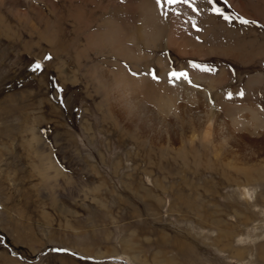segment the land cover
Masks as SVG:
<instances>
[{
	"label": "rangeland",
	"instance_id": "374dc122",
	"mask_svg": "<svg viewBox=\"0 0 264 264\" xmlns=\"http://www.w3.org/2000/svg\"><path fill=\"white\" fill-rule=\"evenodd\" d=\"M141 6L156 12L158 30L172 29L179 41L184 35L210 50L182 53L163 38L157 47L145 46L155 57L149 68L106 57L144 74L162 76L154 60L162 58L168 72L187 70L191 80L220 77L212 93L231 92L264 109V0L221 3L257 22L248 25L206 11V0H197L199 15L176 6L179 16H164L155 0H0V264H264V164L248 178L227 179L212 172L214 154L196 139L164 165L157 153V166L146 164L145 144L143 158L133 161L131 138L110 135L84 72H76V81L58 74L63 56L42 36L56 35L71 51L78 44L81 54L102 62L104 56L87 49L88 28L96 30L101 18L131 26ZM190 61L215 71L191 68ZM36 62L42 69L34 72ZM240 90L244 95L235 94ZM222 99L223 105L230 98ZM34 131L62 172L43 169L47 158L29 143ZM118 160L121 169L114 171Z\"/></svg>",
	"mask_w": 264,
	"mask_h": 264
},
{
	"label": "bare ground",
	"instance_id": "6f19581e",
	"mask_svg": "<svg viewBox=\"0 0 264 264\" xmlns=\"http://www.w3.org/2000/svg\"><path fill=\"white\" fill-rule=\"evenodd\" d=\"M143 6L137 7L139 20L131 26H121L111 18H101L96 30L91 31V28H88L89 32L85 36L87 49L92 50L97 57L104 56L102 62H93L89 53L81 54L78 44L74 52L69 50L68 45L62 46L61 40V43L57 44L56 35L42 36L51 45L55 55L63 56V61L57 67L60 78L64 81H76V72H84L82 75L93 86L95 94L100 96L101 100L96 105L104 108L101 113L102 122L109 121L108 129L112 132L110 135L116 136L120 142L126 141L127 137L131 138L136 149L133 154H128V158L133 161L142 156L144 147L140 146L145 144L149 153L140 158L145 159L147 165L157 166V162L152 161L156 153L159 155V163H166L174 157V152L184 151L187 146L195 147L196 139L203 147L208 146L207 153L214 154L210 161L212 172L219 170L228 174L227 179L232 176L237 178L239 173L248 174L249 171L262 166L264 109L261 105L237 96L231 97L228 102L223 101L222 105L220 102L222 98H228L227 93H220L218 90L212 93V89L219 84L220 77L207 79L196 74L192 84L184 80L169 83L167 65L162 58L154 59L160 63L162 76H159V80H153L149 74L136 72L139 75L133 76V71L125 68L119 60L112 61L106 57L125 58L133 68H138L140 64L149 68V61L155 57L148 54L145 46L157 47L163 38L164 45L182 53L200 54L210 50L191 42L184 35L179 41L174 32H168L173 31L172 29L165 32L158 30L155 23L156 12L152 13L149 6L146 7L147 10ZM106 63H109L110 67L105 65ZM66 73L67 76H64ZM253 79H250V85ZM198 80H206L208 87H196ZM206 99L212 105H209ZM38 135L39 133L34 131L29 143L35 152L44 154L47 158V163L42 165L43 169L51 174L62 172V167L52 161L50 150L39 146ZM155 148L156 151L151 154V150L154 151ZM211 157L209 156V159ZM121 165L118 160L113 163L112 169L119 170ZM90 167L93 168L92 165ZM250 176L249 173L244 178Z\"/></svg>",
	"mask_w": 264,
	"mask_h": 264
},
{
	"label": "snow or ice",
	"instance_id": "6c2138e0",
	"mask_svg": "<svg viewBox=\"0 0 264 264\" xmlns=\"http://www.w3.org/2000/svg\"><path fill=\"white\" fill-rule=\"evenodd\" d=\"M123 2V0H122ZM221 3L223 5L228 4V0H206V4L208 7L205 9L206 11L212 13L213 15L223 19L225 22L232 23L234 20L240 24L243 25H248V24H255L257 23L255 20H249L246 17L236 14V13H228L224 7H221ZM155 4L158 8L162 10V14L164 16H168L169 13H174L175 15L179 16L182 15L183 13L181 11H178L176 9V6H182L186 7L187 9H190L192 13H195L196 15H199L200 12L202 11L198 6H197V0H155ZM189 22L191 23L192 27L196 29V31H200L201 29L199 26L194 22L193 17H189ZM46 60L51 59L50 56L45 57ZM189 66L194 69H198L200 71H215V69L211 68L208 65H202L195 63L193 61L189 62ZM42 69V65L40 62H36L32 65V70L34 72L39 71ZM151 75V78L153 80H159L160 77L157 74L155 70H152L148 73ZM131 75L137 76L139 75L136 72H131ZM168 82L169 83H175L176 81L184 80L189 84H192V80L189 78V74L187 70H171L168 72ZM196 87H199V85H195ZM59 91V89H57ZM236 95H244V91L240 90ZM228 98H231L233 93L229 92ZM3 243V239L0 238V244ZM52 251H67V249H53Z\"/></svg>",
	"mask_w": 264,
	"mask_h": 264
},
{
	"label": "water",
	"instance_id": "95a60500",
	"mask_svg": "<svg viewBox=\"0 0 264 264\" xmlns=\"http://www.w3.org/2000/svg\"><path fill=\"white\" fill-rule=\"evenodd\" d=\"M234 264H241L240 262H235Z\"/></svg>",
	"mask_w": 264,
	"mask_h": 264
},
{
	"label": "crops",
	"instance_id": "0c3cea01",
	"mask_svg": "<svg viewBox=\"0 0 264 264\" xmlns=\"http://www.w3.org/2000/svg\"><path fill=\"white\" fill-rule=\"evenodd\" d=\"M262 253H264V251L262 252ZM241 260H239V262H240Z\"/></svg>",
	"mask_w": 264,
	"mask_h": 264
}]
</instances>
